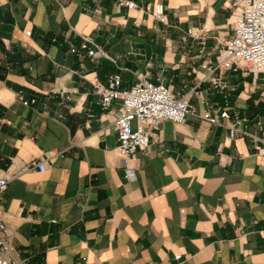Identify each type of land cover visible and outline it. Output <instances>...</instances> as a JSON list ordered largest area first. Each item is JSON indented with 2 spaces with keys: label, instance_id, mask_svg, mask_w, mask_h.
Here are the masks:
<instances>
[{
  "label": "crops",
  "instance_id": "1",
  "mask_svg": "<svg viewBox=\"0 0 264 264\" xmlns=\"http://www.w3.org/2000/svg\"><path fill=\"white\" fill-rule=\"evenodd\" d=\"M132 1L0 0V220L17 263L264 264V152L244 132L264 139V71L208 68L231 33V1ZM87 36L102 55L79 48ZM111 73L122 88L165 84L194 107L147 125L131 177L113 125L119 101L103 111L93 89ZM215 81L231 117L210 123L223 104ZM19 90L36 102L22 104ZM40 158L42 171L30 165Z\"/></svg>",
  "mask_w": 264,
  "mask_h": 264
},
{
  "label": "built area",
  "instance_id": "2",
  "mask_svg": "<svg viewBox=\"0 0 264 264\" xmlns=\"http://www.w3.org/2000/svg\"><path fill=\"white\" fill-rule=\"evenodd\" d=\"M230 1L233 13L231 33L223 39V47L217 61L208 65V68L211 71L242 69L256 75L264 71V0ZM120 3L128 8L137 6L132 0H120ZM154 14L156 19L164 20L162 3L155 4ZM90 42H92L90 37H84L79 48L84 49L90 56L102 55L103 52L91 47ZM70 49L78 50L73 45ZM214 83L222 93L223 104L218 113L206 117L210 123H217L218 116L226 119L231 117L227 86L221 81ZM93 89L99 95L98 103L103 111L110 108L113 100L119 101L113 125L117 133V148L127 177L134 175L129 164L130 158L137 149L147 147L153 136L147 125L155 124L162 119L181 122L194 112V107L185 94H178L165 84L142 78L128 88H122L119 73H111L107 76L106 83H93ZM16 97L24 105L36 102L35 96H26L22 90L17 91ZM233 120L235 123H244L247 117L234 115ZM237 130L234 125L230 127L227 137H233ZM244 132L251 135L257 150L264 152V139ZM44 163L45 158L30 161L31 166L41 171L45 168ZM7 183L8 176L0 175V191L7 187ZM10 235L6 222L0 220V264H18L13 255L14 247Z\"/></svg>",
  "mask_w": 264,
  "mask_h": 264
}]
</instances>
